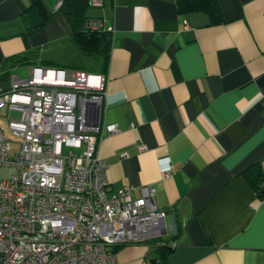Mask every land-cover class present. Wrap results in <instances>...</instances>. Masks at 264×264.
<instances>
[{
	"label": "crops",
	"instance_id": "crops-1",
	"mask_svg": "<svg viewBox=\"0 0 264 264\" xmlns=\"http://www.w3.org/2000/svg\"><path fill=\"white\" fill-rule=\"evenodd\" d=\"M218 4L217 23L204 11L180 12L177 0H107L88 13L112 30L98 147L108 194L132 185L137 197L142 185L156 187L164 238L175 247L169 264H264V197L249 176L256 164L264 170V0ZM30 6L0 0V94L13 74L28 76L35 65L99 68L62 12L23 34ZM9 113L0 106V115ZM113 123L114 133L106 128ZM164 157L174 166L166 177ZM115 252L121 264L160 259L150 242Z\"/></svg>",
	"mask_w": 264,
	"mask_h": 264
},
{
	"label": "built area",
	"instance_id": "built-area-1",
	"mask_svg": "<svg viewBox=\"0 0 264 264\" xmlns=\"http://www.w3.org/2000/svg\"><path fill=\"white\" fill-rule=\"evenodd\" d=\"M106 96L107 78L95 71L35 65L11 76L0 106L20 115H8L11 137L0 125V167L14 169L0 175V264H121L116 247L164 237L156 187L108 194L109 165L98 154ZM12 143L19 148L10 160ZM160 166L164 177L174 171L167 157Z\"/></svg>",
	"mask_w": 264,
	"mask_h": 264
},
{
	"label": "trees",
	"instance_id": "trees-1",
	"mask_svg": "<svg viewBox=\"0 0 264 264\" xmlns=\"http://www.w3.org/2000/svg\"><path fill=\"white\" fill-rule=\"evenodd\" d=\"M106 1L104 0V5ZM177 5L182 13L204 11L211 16L213 23L221 20L218 0H177ZM91 8H93V5L90 0H62L58 8L52 7L47 0H31V6L23 13V21L25 23L23 34L32 36L40 32L56 14L62 12L69 21L72 29L71 37L75 44L91 60L99 63L97 66L99 68L96 69V72L103 73L110 59L112 30L103 27L93 28L87 25L89 19L102 18L89 15ZM16 58L19 59V56H16ZM28 63L31 62L29 61ZM52 66L50 65V67ZM249 176L251 185L261 197H264V170L260 168V165L256 164ZM149 242L160 256L158 260L153 258L150 264H169L167 259L175 248L171 241L162 237Z\"/></svg>",
	"mask_w": 264,
	"mask_h": 264
},
{
	"label": "rangeland",
	"instance_id": "rangeland-1",
	"mask_svg": "<svg viewBox=\"0 0 264 264\" xmlns=\"http://www.w3.org/2000/svg\"><path fill=\"white\" fill-rule=\"evenodd\" d=\"M102 10H103V7H93V8L90 9L89 13L98 14ZM61 55H62L64 60H67V61L73 60V55H70L65 50L62 51ZM67 66H69V65H67ZM93 66H94V64L93 65L89 64V65H85L82 68H86V71H96V68L93 67ZM52 67H62V65L54 64ZM80 70H82V69H80ZM9 115L19 116L20 113L17 112V111H11V113H9ZM0 122H1V125L4 127L6 134L9 135V137H11V133H10V131L8 129V115L7 114L4 115V116L0 115ZM18 148H19L18 143H12V150L10 151L9 156H8L10 160H12L13 156L18 152ZM13 171H14V169L12 168V166L0 167V175L1 176H7L10 172H13Z\"/></svg>",
	"mask_w": 264,
	"mask_h": 264
}]
</instances>
